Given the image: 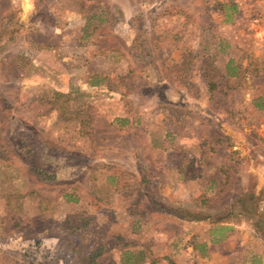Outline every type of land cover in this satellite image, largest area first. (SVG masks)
I'll return each mask as SVG.
<instances>
[{
    "label": "rangeland",
    "instance_id": "rangeland-1",
    "mask_svg": "<svg viewBox=\"0 0 264 264\" xmlns=\"http://www.w3.org/2000/svg\"><path fill=\"white\" fill-rule=\"evenodd\" d=\"M0 146V264H264V0H0Z\"/></svg>",
    "mask_w": 264,
    "mask_h": 264
},
{
    "label": "trees",
    "instance_id": "trees-1",
    "mask_svg": "<svg viewBox=\"0 0 264 264\" xmlns=\"http://www.w3.org/2000/svg\"><path fill=\"white\" fill-rule=\"evenodd\" d=\"M210 85H211L212 90H213L214 88H216L214 83H210ZM0 149L4 150V147L0 146ZM4 153H5V152H4ZM34 170H36V168H35ZM154 263H155V262H154Z\"/></svg>",
    "mask_w": 264,
    "mask_h": 264
}]
</instances>
